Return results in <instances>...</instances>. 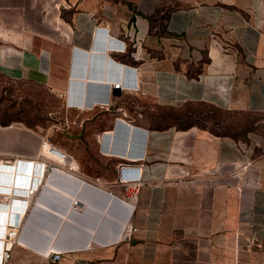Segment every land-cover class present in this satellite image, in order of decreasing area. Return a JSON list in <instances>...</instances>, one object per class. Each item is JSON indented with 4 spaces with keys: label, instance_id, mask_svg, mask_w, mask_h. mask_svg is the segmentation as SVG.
Segmentation results:
<instances>
[{
    "label": "crops",
    "instance_id": "1",
    "mask_svg": "<svg viewBox=\"0 0 264 264\" xmlns=\"http://www.w3.org/2000/svg\"><path fill=\"white\" fill-rule=\"evenodd\" d=\"M131 74L135 89L113 87ZM0 77L46 89L72 116L52 143L4 112L0 164L43 162L54 146L76 169L45 178L6 264H264V144L147 116L186 104L264 115V0H0ZM123 165L140 181L137 232L120 242Z\"/></svg>",
    "mask_w": 264,
    "mask_h": 264
},
{
    "label": "built area",
    "instance_id": "2",
    "mask_svg": "<svg viewBox=\"0 0 264 264\" xmlns=\"http://www.w3.org/2000/svg\"><path fill=\"white\" fill-rule=\"evenodd\" d=\"M130 38L133 48L132 57L135 61H140L141 53H139V49L142 46V40L136 37L133 32H131ZM109 48L125 50L121 43H111ZM128 79L130 81L126 84L125 82L123 83L121 78H117L114 80L113 87L119 88L122 86L128 90L135 89L134 74H131ZM62 97L60 95V98ZM103 137L104 134H102ZM46 150L48 156L43 162L16 161L14 163L0 164V264H6L11 258L13 248L19 245V230L26 223L30 215V211L34 205L33 196L42 188V183L48 174L58 169L72 173L76 171L72 158L69 155L59 151L54 146H49ZM248 165H244L242 168L245 169ZM2 170H5L7 175H3ZM14 173L16 174L15 182L11 186ZM37 175H40L41 180V183L38 184L39 188L34 184ZM118 176V181L124 187L126 195L119 202L127 205L131 209L128 218L121 223L118 241H130L132 235L137 232V229L132 225L129 218L133 210L131 202L135 199L136 190L140 181L139 169L129 165H123L119 168ZM86 184L94 187L99 186L100 180L95 179L93 182ZM69 205V211L71 213L79 212L81 210L80 198L77 195L72 196ZM92 245L93 243H89L86 249H91ZM66 253L68 252L48 250L45 252V256L50 258L52 262H58Z\"/></svg>",
    "mask_w": 264,
    "mask_h": 264
},
{
    "label": "rangeland",
    "instance_id": "3",
    "mask_svg": "<svg viewBox=\"0 0 264 264\" xmlns=\"http://www.w3.org/2000/svg\"><path fill=\"white\" fill-rule=\"evenodd\" d=\"M61 102L46 89L23 83H11L0 77V116L11 110L16 119L25 121L33 126L46 129L40 135H47L52 143L63 138L60 127L65 120H72V116L65 119L60 115ZM147 116L152 119V126L163 128L173 124L171 114H192L191 118L179 122L178 127H184L193 122L198 128L203 127L210 132L226 134L239 141L256 139L264 144V115L248 112H225L208 105L186 104L179 108L150 105ZM28 219V218H27Z\"/></svg>",
    "mask_w": 264,
    "mask_h": 264
},
{
    "label": "trees",
    "instance_id": "4",
    "mask_svg": "<svg viewBox=\"0 0 264 264\" xmlns=\"http://www.w3.org/2000/svg\"><path fill=\"white\" fill-rule=\"evenodd\" d=\"M198 105L202 106V105H205V104H198ZM189 117H191V118H197L196 116H194L192 114H187V113L184 114L183 117H181L180 114H177V113L171 114V119H172L173 124H171L170 126H175V127L179 128V129H188V128H191V127H197L193 122L188 123V125H186L184 127H178V124L177 123H179V122L181 123V122H183V120L189 119ZM163 128H165V127H163ZM157 129H162V128H157ZM199 129L207 130V129H204L203 127L199 128ZM207 131L210 134H212V135H214L216 137H229L226 134H219V133H215V132H210L209 130H207ZM229 138H231V137H229Z\"/></svg>",
    "mask_w": 264,
    "mask_h": 264
},
{
    "label": "bare ground",
    "instance_id": "5",
    "mask_svg": "<svg viewBox=\"0 0 264 264\" xmlns=\"http://www.w3.org/2000/svg\"><path fill=\"white\" fill-rule=\"evenodd\" d=\"M135 84V83H134ZM46 148V147H45ZM45 152H46V154H47V150L45 149ZM2 172H4V170H2ZM3 174V173H2ZM22 175H24V174H22ZM15 177H16V174L14 173L13 174V179H12V185L11 186H13V184H14V182H15ZM35 181H36V177H35ZM34 181V182H35ZM2 182V181H1ZM41 183V180L39 179V181H38V184H40Z\"/></svg>",
    "mask_w": 264,
    "mask_h": 264
},
{
    "label": "water",
    "instance_id": "6",
    "mask_svg": "<svg viewBox=\"0 0 264 264\" xmlns=\"http://www.w3.org/2000/svg\"><path fill=\"white\" fill-rule=\"evenodd\" d=\"M118 90H113V94L115 95V94H117L118 95Z\"/></svg>",
    "mask_w": 264,
    "mask_h": 264
}]
</instances>
